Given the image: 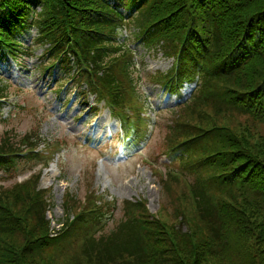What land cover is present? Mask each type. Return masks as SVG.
<instances>
[{"label":"trees","instance_id":"1","mask_svg":"<svg viewBox=\"0 0 264 264\" xmlns=\"http://www.w3.org/2000/svg\"><path fill=\"white\" fill-rule=\"evenodd\" d=\"M3 5L1 61L6 53L33 56L22 38L34 29L33 44L45 47L43 69L60 66L74 71L72 78L75 72L96 77V93L137 119L148 97L134 93L137 64L114 39L125 21L140 29L142 41L173 60L170 70L149 81L179 98L184 84L192 86L167 126L164 152L170 165L194 179L169 171L165 188L180 187L169 192L170 211L163 206L153 215L145 201H125L110 231L105 223L114 205L75 206L69 194L65 212H75L74 219L67 218L64 232L53 238L37 176L2 190L0 264H264V0H0ZM233 118L240 120L223 124ZM146 120L129 128L131 139L149 137ZM39 136L5 130L0 174H12L19 162L46 163L35 152L45 143ZM68 229L77 232L80 248L76 257L60 256L66 258L61 262L50 249L67 245L62 242L74 247Z\"/></svg>","mask_w":264,"mask_h":264},{"label":"rangeland","instance_id":"2","mask_svg":"<svg viewBox=\"0 0 264 264\" xmlns=\"http://www.w3.org/2000/svg\"><path fill=\"white\" fill-rule=\"evenodd\" d=\"M35 35L36 31L30 30L22 40L26 45L33 44ZM132 41L130 38L126 42L129 43L128 47L134 48L135 53L132 55L134 59L137 57L135 60L140 73L139 83L142 85L134 93L143 95V91L149 99L148 108L152 105V111L146 116V121L151 124L147 131L150 136L138 149L124 148L119 127L110 119L105 103L97 100L94 93L87 92L85 107L83 104L74 103L79 99L78 91L88 89L87 84L73 87L65 78L64 83L59 81V71L53 77L55 80L48 77L49 73L43 72L40 55L45 47L35 45L36 57L25 58L23 65L14 60L7 61L10 64L0 63L1 83L8 88L7 100L0 105V137L5 130L19 135L32 130L40 135L39 138L51 142L48 144L51 150L55 145H60L57 153L47 159L46 165L44 161L38 164V160L23 162L17 173L0 174V192L37 176V188L49 190L47 195L50 196L51 207L46 209L50 221L49 229L55 227L58 230L70 218L71 215L65 212L67 209L63 208V200L67 194L73 196L72 204L75 206L79 202L87 204L89 200L95 203V197H100L102 204L105 201H115L120 205L125 201L143 200L150 214L161 211L163 206L170 211L172 196L163 189L160 175L154 172L155 167L143 164V161L149 157L160 165L162 171V163H166L162 156L167 126L178 109L174 110V104H167L174 99H168L167 95L162 96L158 84L149 82L148 77L153 72L167 71L172 60L163 57L160 48L157 52L148 51L147 48L137 47ZM145 80L146 85L143 84ZM57 88L62 89L64 100L71 99L66 110L61 109V101L54 94ZM186 92L187 88L183 90V93ZM239 120L233 118V121H224L223 124L229 125ZM87 136L90 137L89 140L86 139ZM141 141L137 140L138 143ZM142 147L144 154L137 159ZM127 151L131 156L125 154ZM173 189L178 191L180 187L174 184ZM92 192L95 197L90 199L89 194ZM121 213L118 206L107 222V231L115 226ZM79 248L78 241L73 248L67 243L57 249L51 248L50 256L61 258L63 262L66 258L60 256L68 254V259L76 257Z\"/></svg>","mask_w":264,"mask_h":264}]
</instances>
